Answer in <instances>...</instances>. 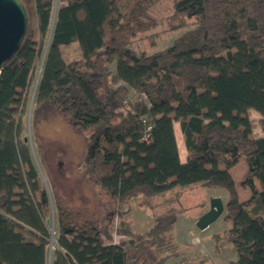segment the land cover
I'll list each match as a JSON object with an SVG mask.
<instances>
[{"label": "trees", "instance_id": "16d2710c", "mask_svg": "<svg viewBox=\"0 0 264 264\" xmlns=\"http://www.w3.org/2000/svg\"><path fill=\"white\" fill-rule=\"evenodd\" d=\"M20 1L28 31L0 74V264H166L179 248L174 211L144 236L113 242L57 194L52 235L50 195L24 138L39 65L33 126L57 112L88 133L81 170L117 213L137 196L224 190L231 264H264V137L250 118L258 113L264 132V0H171V30H187L150 54L136 51L135 38L156 27L149 13L163 0H59L55 11V0ZM73 44L81 59L69 62L63 49ZM240 162L247 172L236 185L230 171Z\"/></svg>", "mask_w": 264, "mask_h": 264}, {"label": "rangeland", "instance_id": "374dc122", "mask_svg": "<svg viewBox=\"0 0 264 264\" xmlns=\"http://www.w3.org/2000/svg\"><path fill=\"white\" fill-rule=\"evenodd\" d=\"M59 5L60 1L55 0L54 11ZM149 14L157 25L151 31L137 35L134 43L137 52L144 51L150 54L166 48L187 30L186 28L171 30L177 24V21L172 19L173 2L171 0L159 2ZM63 50L67 61L81 59L78 44H73ZM40 67L41 65H39V70ZM36 77L28 95L27 110L24 116V138L31 145L40 179L50 195L51 212L48 225L54 237L57 231V220L53 195L57 194L69 209L77 210L82 217L97 223L102 230L108 231L111 235L109 241L113 242L144 236L152 229L158 217L174 211L177 216L174 237L179 248L175 251V256L170 257L166 264H231L237 260L234 245L228 241L226 235L231 223L224 219L225 211L206 230L202 231L196 226L198 219L210 209L208 198L213 188L193 185L178 188L154 198L137 196L128 205L123 206V215L117 213L109 197L99 188L93 187L81 170L88 133L75 130L57 112L46 115L45 119H41L35 127L33 126ZM131 96L137 99L134 92ZM250 118L254 126V134L264 137L260 115L251 111ZM37 141L42 145V154L38 149ZM43 158L46 166H43ZM241 166H245V163L242 162L239 166L237 174L240 173ZM224 192L227 193L222 190L217 194ZM119 227L129 230L130 234L118 233ZM54 237L52 242H54ZM52 252L53 245H50L49 260L52 258Z\"/></svg>", "mask_w": 264, "mask_h": 264}, {"label": "water", "instance_id": "95a60500", "mask_svg": "<svg viewBox=\"0 0 264 264\" xmlns=\"http://www.w3.org/2000/svg\"><path fill=\"white\" fill-rule=\"evenodd\" d=\"M28 31V14L20 0H0V74L5 62L19 51ZM27 142L28 140L25 139ZM221 198L210 199V209L197 221L200 230H206L224 213ZM50 220H47V224Z\"/></svg>", "mask_w": 264, "mask_h": 264}, {"label": "crops", "instance_id": "0c3cea01", "mask_svg": "<svg viewBox=\"0 0 264 264\" xmlns=\"http://www.w3.org/2000/svg\"><path fill=\"white\" fill-rule=\"evenodd\" d=\"M36 79H37V77H36ZM175 135H176V140H177V144H178L180 160H181V162L184 163L186 161V159H187V149L185 147L184 139H183L182 133L180 131L179 124H175ZM241 164H242V162L237 164L230 171L232 176H233V178H234V181H235L236 185H239V183L243 180L245 173L247 172V166L245 164V166H241L242 168L239 171L240 173L239 174L236 173L238 171L239 166ZM238 190H239V192L241 194L240 198H241L242 201H246L247 199H249V197L251 195V192H250L249 189H244L242 187H238ZM219 191H222V190H216L215 188H213V192H212L211 195H209L208 199L210 200L211 198H214V197L221 198V200L223 201L224 206H225L226 202L228 200V194L225 193V192L223 194H217Z\"/></svg>", "mask_w": 264, "mask_h": 264}, {"label": "built area", "instance_id": "2783aa9c", "mask_svg": "<svg viewBox=\"0 0 264 264\" xmlns=\"http://www.w3.org/2000/svg\"><path fill=\"white\" fill-rule=\"evenodd\" d=\"M39 74H40V71H39V73L37 75L36 84L38 83V80H39ZM150 129H151V126H149L147 130H150Z\"/></svg>", "mask_w": 264, "mask_h": 264}]
</instances>
